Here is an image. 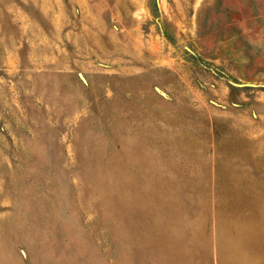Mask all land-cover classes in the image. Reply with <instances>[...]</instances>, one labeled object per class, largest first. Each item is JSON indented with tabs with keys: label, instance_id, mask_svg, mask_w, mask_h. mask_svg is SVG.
I'll return each mask as SVG.
<instances>
[{
	"label": "rangeland",
	"instance_id": "374dc122",
	"mask_svg": "<svg viewBox=\"0 0 264 264\" xmlns=\"http://www.w3.org/2000/svg\"><path fill=\"white\" fill-rule=\"evenodd\" d=\"M0 264H264V0H0Z\"/></svg>",
	"mask_w": 264,
	"mask_h": 264
}]
</instances>
